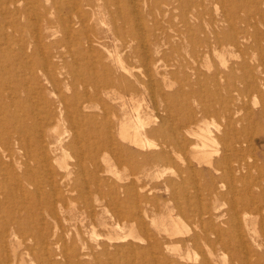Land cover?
Listing matches in <instances>:
<instances>
[{
  "label": "bare ground",
  "instance_id": "1",
  "mask_svg": "<svg viewBox=\"0 0 264 264\" xmlns=\"http://www.w3.org/2000/svg\"><path fill=\"white\" fill-rule=\"evenodd\" d=\"M19 1L20 0H0V10L5 12L8 10V8H10V5H13L14 9H18L19 8V6H18ZM25 1L29 2V6H28L29 11L36 13L37 18H38V20L32 26V29L34 30L35 34L33 33L34 35L30 39H26L25 38L26 36H24V35H22L20 38L16 39L13 35H16L14 33V31L17 30V24L16 23L13 24L11 22L13 24L12 25L8 21H6V22L3 20L0 21V76L2 77V75L4 76L5 74H9L13 77L14 80L13 81L11 80L12 83L14 84V86L11 87V90H13V92L25 90L28 93H33L34 95L36 94L38 111L34 112L33 117H31L32 114L30 112L25 113V114H20L14 108L6 109L5 118L2 120L0 119L1 120L0 121V147L2 148V153L0 152V163H8L9 168H10V164L11 165H14L15 163L18 164V165L16 164L17 165L16 167H18V168H16V170L19 171L18 173H15L16 171H13L12 166H11L12 167L11 169L6 168V170L3 172L4 179L3 178L2 179H3V183L5 184V187H6V192H5L6 194L5 195L7 198H10V199L19 198V199H22L24 201L27 199V196L30 195L32 198H34L37 201L36 204L37 205L39 204L38 206H42V208H43V206L45 205L46 207H44L43 211H42V208L39 207V208H41V211L37 212V211H39V210H37V207H36V210H34V208H32V206L31 207L29 206L30 208H32L34 210V211L32 210L33 211V217L30 216V219L29 218L22 219L23 215H16V214L7 215V217L4 219L3 228L0 230V264H28L27 258H29L31 263H32V261H35L36 264H169L171 259L167 256V253L170 252V254L173 255L174 253H177V252L168 243L164 244V243L158 241V238L156 239L155 236H153V237H155V239H153L151 241L152 238H149L151 236V234H150L151 232L148 233V230L146 231V233L150 234V235L145 236L147 238L141 239V237H139V239L142 240V243L144 242L143 240H146V242L148 244L144 243L145 245H142V244L138 245V243L132 244L136 240L135 241L130 240V243H127V241L129 242L130 238L128 240H126L127 244H119V243L114 244L115 240L119 241V238H122V237L126 238V234H127L126 233L123 235L119 232L117 234V231H115L114 228L108 232V234L106 235L107 239L105 241L99 240V238H97V236L99 234L96 233L97 229H95V228H97L96 225L103 227V225L106 224L105 223L106 221H104L101 218L102 217L101 216L102 213H101L99 216L101 218V220H98L100 222H98L96 224V222H94L92 220L90 221L89 232H90V234L94 240V243L93 242H92L93 244L89 243L90 244L89 245L88 242L86 241V239L84 238L85 236H82V233L80 234V232H78L76 230L77 233L75 232L76 235L74 236L72 234V232H69L70 224L69 223L65 224L64 222H68L71 218L77 217L75 213H80V212L84 213L86 210L85 208H94L95 206L92 207L93 203H94V205H96V204L98 205V203L95 204V202H99L102 199L104 201V198L106 195H109L111 203H114L116 201L114 199V197L116 199L118 197H120V196H118L120 193L118 191H116L118 194L115 192L116 195L112 196L113 194L110 195V193H113V191H111L109 194H106L104 192V190H102L101 181L104 178H102L100 176L101 174H99V172L101 171L100 161L106 160L104 157V154L107 151L112 152L114 150V153L116 155L115 159L117 162L115 164H118V162L121 163V161L124 160L122 157L124 154L128 155L130 158L132 157V155L135 154L136 151L135 152L131 151V149H129V146L127 147L124 144L125 142L120 143V139L125 140L127 143H133V144L140 146V147H144V146L146 147L149 144V138H148L149 136L146 135L145 132H143V130H145V128H143V126H145L144 125L145 118L142 115L143 113L140 114V111H139L140 108L138 109L136 107L135 109H133V111L135 110L134 113L132 112L129 114L126 112L124 117L121 120L119 119L117 121V123L113 122V123H115V126H114L115 129L114 130L112 129L114 127H111L110 123H108L109 119L106 118L107 113L104 110H103V113L101 111L96 112V111H89L88 110V109H91L93 107L100 108V110L105 109V108H102L107 104L106 103L107 99H105L106 102H103V99H102L105 94L107 96H109L114 101H117V99H121V101H122L123 100V97H122L123 95H121L122 92H124L126 90L129 91V89H133L136 85H138V83H140L139 77H137L136 73L134 71H132L133 69H131V67L128 66L130 64L129 62L131 59L129 60V62H127V63H129L127 65L125 63L126 57L124 60V58L121 56L122 52L120 53V49L122 47L124 48V46L128 42L126 40L127 37L122 38L125 30L124 31L121 30L120 29L121 27L116 25V22L114 20L121 18L124 22H126V23L129 22L128 23V25H129L128 31H127V34L130 36L129 41H132V42L134 41L136 43L134 46H131V44L126 45L129 47L131 46L133 48L132 51L130 52L131 56L130 55H128V56L130 58H132V57L135 58L134 56H138L139 59L141 58V60H140L141 64L146 67L147 74L150 73L151 69H154L155 67L158 66V65H156V63H155L156 60L153 59L152 55L154 53L158 54V52L161 51V49H160L161 40L167 39L168 37H170L171 34L168 33V30L163 31L164 33L163 32L157 33L156 31H150L149 30L150 35H148V36H146V34H144V33H141V31H139L140 29L137 28L138 26H135V24L131 23L132 20L134 19L132 11H130L129 8L126 6L127 4L126 5H124L123 3L120 4V2H121L120 0H51V6L53 5V8H55V9H53L54 10L53 11L54 16L52 15L53 17L48 16V9L49 8L46 10H43L44 8L43 9L41 8V7H43V3H45V2L42 3L43 0H25ZM219 1H220V3H222V2L224 3L223 0H219ZM165 2H168V1H165ZM185 2H183V3L185 4ZM216 2H217V0H216ZM179 3L181 4V2H179ZM193 4L194 3H192V5ZM111 5H115L117 7V8L115 7L116 9L114 12L112 9V7H114V6H111ZM155 5L158 6V4H155ZM84 6L89 7L88 10H86V8ZM181 6H179V8H181ZM184 6H186V5H184ZM95 7L98 9V12H100L102 9H106L109 7L111 8V11H110L111 12V19L113 20V23H114L111 27H109L108 29H103V28H101L100 25H99L100 27L98 26V23H97L98 16H96L97 12L92 10V8H95ZM28 8L26 10H28ZM63 8L68 13L65 16H62L59 13V11H61V9H63ZM185 8L186 7H184V9ZM14 9H11V10H14ZM182 9H183V7H182ZM162 10H164V9H162ZM230 10H231V8H230ZM231 13H232V10H231ZM192 14L194 15L195 12ZM236 14H237V12H236ZM257 14H259V13L257 12ZM224 15H225V12H224ZM262 15H263V13H262ZM195 17H194V19H195ZM180 18H182V17H180ZM253 18L255 19L254 14H253ZM222 19L223 18H221V20ZM226 19H227V17H226ZM248 19L249 18L247 17V20H245V22L250 20V19L249 20ZM42 20L44 21V23H41ZM237 20H238V18H237ZM239 20H241V19H239ZM259 20H261V19H259ZM100 21H103V19H100ZM179 21H182V19H180ZM188 21H189V14H188ZM194 21L196 23V20H194ZM241 21H244V20H241ZM252 21H250V22H252ZM52 22H57V25L61 28V31L63 34L62 37L60 36L61 38H59L56 41V44H53L50 42L52 45H54L55 49L52 48V45H50L48 43L46 45L45 44L40 45V41H42V39H40V36H42L43 38L49 36V34L46 33V30L52 25ZM225 22H226V20H225ZM261 22H262V20H261ZM188 23L186 20V23H183V25L185 24V27H186V24H188ZM197 23H198V21H197ZM253 23H255V22H253ZM102 24H103V22H102ZM171 24H173V23H171ZM230 24H231V26L230 25H229L230 27L228 26L229 31L228 32L225 31L226 32V34H225L226 38L225 39H227L230 44L235 46V44H237L239 42L238 40L240 39L239 38L240 36L242 38L245 37L243 32L246 33V31H242V28L244 30V27H240L241 31L238 33L234 27V25L236 23L234 22V24L233 23H230ZM244 24H242V25L244 26ZM250 24L252 25V23H250ZM263 24H264V22H263ZM211 25H212V22L209 26H211ZM215 25H216V23H215ZM257 25L258 24H255V26H257ZM198 26H197V29L202 28V27L198 28ZM27 27H29L28 24H27ZM142 27H143V25H142ZM194 27H196V26H194ZM213 27H215V26H213ZM213 27H212V29H213ZM226 27H227V25H226ZM160 28H162V27H160ZM123 29H124V27H123ZM172 29L176 30L177 28L175 29L173 26ZM181 29H183V28H181ZM159 30L160 29H158V31ZM190 30H191V28H190ZM200 30H202V29H200ZM215 30H216V27H215ZM246 30H248V27H246ZM248 31H252V30L250 29ZM196 32H197V30H196ZM206 32H209V33H211L210 35H212V33L214 31L210 32V30H208ZM215 32L217 33V30ZM215 32H214V34H215ZM220 32L218 34L222 35L223 32H222V34H220ZM108 33L111 34L113 41L107 40L108 37L110 36ZM200 33H202V32H200ZM247 33H251V32H247ZM255 33L256 32L254 29L253 34H255ZM173 34H174V36H173ZM173 34L171 36L175 37V33H173ZM240 34H242V35H240ZM253 34H251L250 36H252ZM192 35L185 36L187 38V40L191 43L195 42V41H192ZM210 35H209V38L211 37ZM219 35H214V36L212 35L213 36L212 39L214 40V44L212 45V42H210L211 44L208 43L212 47L209 49L218 50V48H220L223 44H227V43H224L223 39ZM225 35H223V36H225ZM181 36L182 35H180V37ZM206 36H208V35L205 34V37ZM246 36H247V34H246ZM178 38L179 37L177 36V40H178ZM183 38H181V39L183 40ZM196 38H197V36H196ZM247 38H245V39H247ZM253 38H254V36H253ZM95 39L96 40L100 39L98 42H100V45L103 47V50L100 51V49H99V51H100L99 54L96 55V57L94 55V58H93L89 55V52L91 50H93V48H92L93 43L92 42ZM198 39H196V40H198ZM254 40H255V38H254ZM169 41H171V40H169ZM204 41H205V38L200 43L207 42V41H205V42ZM241 41H244V40H241ZM241 41L239 43H241ZM246 42H248V41L246 40ZM259 42L260 41L255 42V43H259ZM163 43H165V42H163ZM176 43H178V42H176ZM196 43H197V41H196ZM239 43L237 45H239ZM96 44H98V43H96ZM241 44L243 47V43H241ZM29 45H30V48L31 47L33 48V52H34V50H40V48H42L43 52H44V54H43L44 56L47 55L48 57L53 58L55 56V53L59 54L58 56L60 58L59 57H57V58H59V60L62 59L63 60L62 63L57 64L58 60L56 61V58L54 60L57 63L53 62V59L50 60L47 56H45L41 59L39 58V59L35 60V62L31 61L28 58V56H29L28 52L29 51L27 52V46H29ZM178 45H179V43H178ZM191 45L193 47V44H191ZM209 45H207V46L209 47ZM248 45L251 46V43ZM253 45H254V43H253ZM14 46H16V48L18 50L19 56L17 58L14 54L13 55L10 54V53H12L13 50H15ZM173 46L179 47V46H175L174 44H173ZM173 46L171 44V48ZM240 46L241 45H239V47ZM129 47H128V49H129ZM180 47H181V45H180ZM242 47H240V48H242ZM243 48L241 50H243ZM251 48L252 47H250L249 49H251ZM193 49H195V46ZM247 50H246V52L249 51V50L248 51ZM195 51L197 52L198 50H194L193 52H195ZM236 51H237L236 53H238L239 49H237ZM204 52H202V53H204ZM208 52L211 53V50ZM126 53H128V51ZM197 54H199V51L197 52ZM240 54L243 55V53H240ZM246 54H248V53H246ZM132 55H134V56H132ZM68 56L71 57V59L65 60L64 57H68ZM243 56H241V57H243ZM262 56H261L263 58L262 60L264 61V55H262ZM161 57L163 58V55H161ZM199 57H201V56H199ZM245 57H247V56H245ZM249 57H250V55L248 54V58ZM261 57H260V59H261ZM154 58H156V57L154 56ZM164 59H166L165 56H164ZM222 59L223 58H219L220 61ZM239 60H242V58ZM243 61H245L244 58H243ZM243 61L242 62L238 61V63L236 61L237 66L235 68H238V69H240V71H243L240 73L241 75L237 74V72H236L237 75H240L236 79L231 78V77H233L232 75L234 73L233 68L229 71L230 68L227 70L226 69L227 67H226L225 69L227 70V72L228 71L229 72L223 74V72H221L222 70L218 71L217 67H216V69H214L215 71L213 70L212 73H210V78H209V76H207L209 78L210 82L213 83L212 86L214 87V90H211V91L209 90L210 94L213 96V101L210 104H213V105L200 106L201 108L197 111L193 110L191 108L190 109L188 108V110L184 111V114L182 117L183 119L182 118H181L182 120L180 119L181 121H180L179 125L177 127L175 125L174 126L175 128L172 126L169 129V131H166L165 129L162 130V129H159V127L158 128L156 127V131L158 130V132L161 133L160 135L163 136V142L159 145L160 146L159 149L155 152L152 151V152L142 153L140 151L141 153L139 152V154L145 158L142 161V164H138V165L136 164L134 169H136L137 171L139 170L140 172H143V173H147L148 171H150V169L152 168V166L154 164H157L160 161H161V164L163 163L162 161H164V163H165V160L169 161L171 153H174L173 155H175V152L177 153L178 150H183V152H184L185 149H188L190 151L192 158L195 159L198 163L206 161L207 164L211 165L212 169L215 172L219 173V175H220L219 177L222 178V176H223L222 181H224V185H226V187L228 188L229 193L230 192L234 193V191H235L234 188H235V185L237 183L236 181H238V179L240 180V178L242 177L241 179H243L242 181H244V183H245L244 184L245 185V191L243 190L244 196L242 194L241 195L244 197V200H246V204H248L250 206L251 204H254L256 202L255 203L256 205H253L255 210L257 212L259 210H263L262 211L263 213L261 211L260 212L264 215V204L262 203L263 199H264L263 198V195H264V169L261 166V164L258 163L259 160H257V162L255 160L253 162H250L247 160L248 156L246 155L247 153L256 150V148H257L256 143H257V138H258L257 134L261 129L264 128V105H263L264 103L261 102L263 107L261 109L257 110L254 114H252L253 111L250 112V110H247V108H246L247 111L244 110V112L241 113L242 109L239 108V106H237V107H231L232 105L229 106V104H236V105L237 104H246L247 105L248 102L250 101L249 98L252 97L250 94H252L253 91L260 90L264 87V76L263 75L260 76V74H262V73L264 74V63L258 62L257 65L256 64L254 65V67L257 70V73L255 74V72H253V70L251 69V66L249 67V65L251 63L250 62L247 63V62H243ZM258 61H260V60H258ZM81 63L86 66L85 69H87V71H88V72H85V74H83V75L82 74L79 75V73L77 71V69L79 68L78 65ZM220 63H222V65H225V59L222 60V62H220ZM253 63H255V62H253ZM164 65H165V63H164ZM167 65H171L170 62ZM167 65H166V67H167ZM231 66L232 65H230V67ZM260 66H262V67H260ZM87 67H89V69ZM81 69H83V68H81ZM194 73H196V72H194ZM67 74H69L71 76V78H70V76H68L70 78V81L65 80ZM127 75L133 76L132 78H134V76H136V80H130V79L128 80V78L130 76L126 78ZM40 76L41 77L43 76V79H44L43 81L45 83H47L48 86H50L51 92H57L56 93L57 94L56 100L46 99L45 95L43 96L40 89H39V91L34 90V88L36 87L35 83L37 84L42 80V79L40 80ZM1 77H0V89L3 88V86L5 84V79L1 78ZM68 77H67V79H68ZM235 77H236V75H235ZM185 79H186V77H185ZM196 80H198V79H196ZM143 81L144 80H141V82L145 86L144 82H146V81H144V82ZM148 81H150V80H148ZM151 81H152V79H151ZM186 81H187V79H186ZM26 82H30V83L35 82L34 83L35 87L32 86L33 84H26ZM188 82H189V80H188ZM198 83H199V80H198ZM62 84H65V87L67 89L72 88V93L70 95L69 94L67 95L66 93H64L65 91H61L60 88H62V86H63ZM146 84H147V82H146ZM187 84H189V83H187ZM43 86H44V84H43ZM261 86H263V87L260 88ZM79 87L82 88L81 91L79 90ZM213 87H212V89H213ZM43 88H45V87H43ZM135 88H137V87H135ZM258 88H260V89H258ZM35 89H37V88H35ZM201 89H203V88H201ZM222 90H224L225 93L222 92ZM263 90L264 89L260 90V92ZM131 91H133V90H131ZM138 91H139V88H138ZM199 91L200 90H198V92ZM112 92H115V93H112ZM192 92H193V90H192ZM195 92H196V90H195ZM110 93H112V94H110ZM132 93H134V92H132ZM56 94H55V96H56ZM198 94H200V93H198ZM263 94H264V92L262 93V96H263ZM254 97L256 98L255 95H254ZM202 101H204V99ZM104 103H106V104L104 105ZM109 103H110V100L108 101V104ZM251 103L248 104V106L251 105ZM136 104H137V102H136ZM138 104H140V102ZM201 104H207V103L203 102ZM214 104H219V106H216ZM246 105H244V106L246 107ZM110 106H108V107H110ZM112 106H113V104H112ZM244 106H242V107H244ZM131 108H133V107H131ZM106 110L108 111V109H106ZM115 113L116 112H114L113 114L115 115ZM255 114H256V117H255ZM99 116H101L100 119H99ZM207 117H210V118L212 117L211 118L212 122H215L216 119H218L217 121L218 122L220 121V122L219 123L216 122L215 128L214 127L212 128L209 125L210 123L206 121ZM113 118H115V117L113 116ZM65 124H66V126H65ZM195 124H196V126H195ZM112 125H114V124H112ZM250 125H254V127L250 128ZM67 127H69V128L67 129ZM151 129L149 128L150 132H151ZM167 132H171V133L169 134ZM180 134H181L182 138L179 139ZM66 136H69L68 141H66L67 140ZM193 137H195L196 140H193L194 139ZM148 149H149V146H148ZM137 153H138V150H137L136 154ZM180 153H179V155H180ZM242 153H245V155L244 154L243 155L245 157L247 156L246 159L244 158ZM111 155H112V153H111ZM213 155H214V157H215V155H216V157L218 155L219 156L217 157V159L215 157L216 161L215 162L213 161V163H212V156ZM171 156H172V154H171ZM148 157L150 159H147ZM172 157H174V156H172ZM68 158H72V160L70 161V160H68ZM109 159L110 158H108L107 160H109ZM181 159H183V158H181ZM113 161H114V158H113ZM234 161L236 162V165L233 164ZM174 162L175 161H173V163H172L173 165H174ZM110 163H111V161H110ZM101 164H104V163H101ZM188 165L191 166L190 163ZM207 167H209V166H207ZM252 168H254L258 172V174L256 175L255 178L250 179L251 170H253ZM134 169H133V171H134ZM186 169H187V167H186ZM104 170H105L104 171V174H105V172H107L108 169H104ZM175 170H177V168ZM175 170H173V171H175ZM112 172L113 171H111V173ZM136 172H135V174H136ZM174 173H173V175L175 176L176 173L175 174ZM180 173H181V171H180ZM180 173L178 172L179 176H180ZM239 173H241L240 174L241 176L237 175ZM212 174L210 175L211 181L206 183L207 187H210L214 181L215 175L212 176ZM133 175H134V173H133ZM136 175H138V174H136ZM174 176H172V177H174ZM239 176H240V178H239ZM7 177H9L10 181H7V179H6ZM134 177H136V176H134ZM166 180H167L166 184H167L168 188L172 185H178V183L181 184V182L183 181L180 179L181 181L179 182L176 180V178H172V179L169 178ZM104 181L105 180L102 181L103 184H104ZM23 183L25 185H23ZM86 183H91L92 185L89 184L91 186L88 187ZM105 183H106V181H105ZM28 184L32 187V188H30V191L28 190L27 187L25 188V186H27ZM181 185H183V183ZM126 186H123L124 189L126 188ZM115 187H116V185H115ZM127 187H129V186H127ZM176 187H178V186H176ZM133 188H135V187H133ZM171 188H173V186ZM15 189H18L19 191H15ZM121 189L122 188H120V190ZM127 189H130V187ZM137 189H138V187H137ZM107 190H109V189H107ZM114 190H115V188H114ZM117 190H119V189H117ZM237 190H239V189L237 188ZM28 193H30V194H28ZM125 193L129 194L126 191V189L124 191V194ZM233 193H231V194H233ZM237 193H238V191H237ZM176 194L174 193V195L177 197L178 194L177 195ZM236 196H237V194H236ZM172 197H173V195H172ZM233 197L231 200L235 199ZM237 197H239V196H237ZM121 198H122V196H121ZM127 199H128V197H127ZM237 200H239V199H237ZM79 201H81L84 204V205H82L84 208H82L81 206H79V207L74 206L73 203L79 202ZM103 201H101V204L103 203ZM125 201H126V199H125ZM127 201H129V200H127ZM133 201H134V199L130 202L132 203ZM139 201H141V200H139ZM119 202H120V200H119ZM235 202H236V200H235ZM237 202L235 204L233 202H232V204H230L232 211L235 210L234 205L237 206V204H238ZM33 203H35V202H33ZM107 203H109V202L107 201ZM111 203H110V206H111ZM132 204H134V202ZM141 204H143V203H141ZM75 205H77V203H75ZM188 205H190V204H188ZM67 206H69V208H71L70 212H68V209H67L68 213L66 212ZM100 206H102V205H100ZM136 206H133V207L135 208ZM104 207H106V206H104ZM114 207H115L114 209H117L116 206H114ZM180 207H182V204ZM214 207L216 208V206H214ZM241 207H242V205H241ZM243 207H244V204H243ZM196 208H197L196 213L198 215L197 226H199V229L194 230V232L191 233L188 238H183V240H181V239H179V240L182 241V243H184L186 248H188V249L195 248V247L200 248L201 243H204L209 247L208 249L206 248L207 250H204V252H203V250L201 251L200 259L198 260L197 264H237V263L238 264H264V230H262V234L260 233L262 235L261 241L256 240L254 238L255 236L251 237L250 240H252L251 241V242H253V244H252V243L248 242L247 239H245L246 238L244 236L245 234L238 233L236 235H233V234L227 235L226 234L227 230H224L225 228L224 229L221 228L224 225L221 226L219 224L221 227H218L217 225H215V222L213 224V221H212L213 210H211L208 206H206V204H204V202H198L196 205ZM254 208H253V210H254ZM110 209H111V207H110ZM141 209H143L142 206H141ZM249 209H247V210H249ZM182 210H183V208H182ZM88 211H90V209ZM138 211H137V213H138ZM195 211H196V209H195ZM26 212H28V211H26ZM105 212L107 213L106 209H105ZM128 212L130 213V211H128ZM132 212H134V211L132 210ZM89 213H88V215L92 216V215H90L91 213L90 214ZM112 213H113V211H112ZM115 213H116V211H115ZM134 213H132V214H134ZM43 214H44V216H42ZM234 214H236V213H234ZM258 214L260 215V213H258ZM45 216H47V217L49 216L48 218L52 222L51 225H50V222L45 221L46 220ZM123 216H125V215H123ZM97 217H98V215H97ZM142 217H143V215H142ZM147 217H149V216H147ZM93 218H96V217H93ZM125 218H123V219L125 220ZM49 219H47V220H49ZM112 219H113V217H112ZM128 219H130L129 216H128ZM95 220H97V219H95ZM145 220H146V218H145ZM145 220L144 219L141 221L138 220L139 221L138 223L140 224L141 227H139L137 229L142 230V226H144V223L148 221V220L147 221H145ZM155 220L156 219L153 218L151 220V222L153 221L154 225H156L158 229L164 227L163 230L166 229L169 231V232H167L165 230L167 233V236L173 235L172 233H170V230L168 228H166L165 223L161 224L160 222H158V224H157L155 222ZM236 220H239V219H236ZM120 222H121V219L119 222L115 223V225L120 223ZM151 222H149V223L151 224ZM216 222H219V221H216ZM226 222H228V221H226ZM233 222H234V220H233ZM233 222L230 223V226L232 228H236L237 224H235V222L234 223ZM220 223H221V221H220ZM236 223L239 224L240 222H236ZM120 224H118V226L122 225V224L121 225ZM172 224H174V222ZM172 224H170V225H172ZM177 224H178V222H177ZM177 224L175 222L174 227L175 228L177 227L176 230H181L180 227L178 226L179 224L178 225ZM81 225H80V227H81ZM131 225H133V223ZM146 225H148V224H146ZM150 226L152 227V224ZM131 227L132 226H130V229H131ZM238 227H240V225H238ZM157 228H156V230H157ZM99 229H100V227H99ZM122 229H124V228H121L120 231H122ZM81 230H82V228H81ZM131 230L133 232L135 229L134 230L131 229ZM154 230H155V228H154ZM154 230L152 229L150 231L154 232ZM171 230H172V228H171ZM252 231H250V232L247 231L249 234V237L253 233ZM122 232H124V230ZM229 232H230V230H229ZM231 232H233V231H231ZM106 233H107V229H106ZM143 233H145V232H143ZM143 235H145V234H143ZM143 235L141 234V236H143ZM261 235H260V237H261ZM91 236H90V239H91ZM137 238L134 237L132 239L134 240ZM159 238H161V237H159ZM226 238L229 241H226ZM139 239H137V240H139ZM31 241L33 244L31 243ZM177 242H179V241H177ZM215 245L224 246L225 249H231V251H233V250L235 251V249L238 248L237 246H240V247H242V249L245 248L244 255H241L243 253L238 255L239 253H236V251H235V252H232L231 258H228L229 261H228V259H224V256L222 257V260H221L220 259L221 257L219 258V254L217 252ZM111 246H113V248ZM172 249H173V251L171 252L170 250H172ZM127 251L138 252L135 255L136 258L135 259L134 258L133 259L127 258L129 260L122 259L123 257H125L124 255H126ZM226 252H227V250H226ZM227 253H230V252H227ZM227 253H225V254H227ZM179 254L182 255L181 253H179ZM173 257L175 258V256H173ZM225 258H226V256H225ZM225 262H227V263H225ZM170 264H173V263L170 262Z\"/></svg>",
  "mask_w": 264,
  "mask_h": 264
},
{
  "label": "rangeland",
  "instance_id": "2",
  "mask_svg": "<svg viewBox=\"0 0 264 264\" xmlns=\"http://www.w3.org/2000/svg\"><path fill=\"white\" fill-rule=\"evenodd\" d=\"M120 1H121L120 4H122V3L124 5L127 4L126 6L129 8L130 11H132L133 16H134V19H133L134 21L132 20L131 23L135 24V26H138L137 28L140 29L139 31H141V33H144V34H146V36H148V35H150L149 30L150 31H156L157 33L168 30V33H170L171 35L173 33H175V37H173L174 36V34H173V36L170 35V37H168L169 39L167 38L168 40L167 39H162L161 40V46H160L161 51L158 52V54L154 53L152 55L153 59L156 60V62H155L156 65H158V66L155 67L154 69H151L150 73L147 74L146 67L141 64V61H140L141 58L139 59L138 56H134V55H132V56H134L135 58H133V57L130 58L128 56V55L131 56L130 52L133 49L131 46H134L135 43H136L134 41L133 42L129 41L130 40V36L127 34L128 26H129L128 23L129 22L126 23L121 18H118V19L114 20L116 22V25L121 27L120 28L121 30H123V31L125 30L124 33H123L124 35H123L122 38L127 37L126 40H127L128 43H126V45L127 44H131L130 47L125 45L124 46L125 49L123 47L120 49V53L122 52L121 56L124 58V60H125V57H126L127 61L125 60V63L127 65L130 63L128 66L131 67V69H133L132 71H134L136 73L137 77H139L140 83H138V85L135 86L137 88L134 87L133 89H129V91L126 90V91L122 92V94H121V95H123L122 96L123 97L122 101H121V99H117V101H114L109 96H107L105 94L103 96V98H102L103 102H106L105 99H107L106 103L108 104V101L110 100L111 104L109 103L107 105L106 103H104V105L105 104L106 105L105 106L103 105L104 107H102V108H105V109H102V110H100V108H95V107H93L91 109H88V110L89 111H96V112L101 111L102 113H103V110H104L107 113V117L106 118L109 119L108 123H110L111 127H114L115 123H113V122L117 123V121L119 119L121 120L124 117L126 112L129 113V114L132 113V112L134 113L135 110L133 111V109H135L136 107L138 109L140 108L139 109L140 114L143 113L142 115L145 118V120H144V125L145 126H143V128H145V130H143V132H145V134L149 136V137L147 136L149 138V144L146 146L147 148L145 146L144 147H140V146H137V145H135L133 143H127L125 140L120 139V143L121 142L122 143L125 142L124 144L127 147L129 146V149H131V151H133V152L136 151L137 152V150H138V153L136 154V152H135V154H134L135 156L132 155L131 158L128 155H125V154L123 156L121 155L123 157V159H124V160L121 161L122 164L120 162H118V164H115L117 162H116V159H115L116 155L114 153V150L112 152L107 151L105 153L106 155L104 154V157H105L106 160H103V161L101 160L102 162L100 161V169H101V171L99 172V174H101L100 176L102 178H104V179H102V181L103 180L106 181V183L104 181L105 185L101 181L102 190H104V192L106 194H109L111 191H113V193H110V195L113 194L112 196H115L116 193H117L116 191H118V192H120L119 195H118L120 197H118L117 199L114 197V199L116 201L114 203H111L109 195H106L107 197L105 196L104 201H103V199L101 200V201H103L102 204H101V201L95 202V204L98 203V205L97 204L94 205V203H93L92 207L95 206L94 207L95 209L94 208H85L86 209L85 212H84L85 214L82 213V212L75 213L77 217L71 218L69 220L70 222L69 221L68 222H64L65 224L66 223L70 224L69 232H72V234L75 236L77 231H78V232H80V234L82 233V236H85L84 238L86 239L88 244L92 243V242L94 243V240H93V238H92V236H91V234L89 232V230H90V221L92 220V221L96 222V224H97L98 222H100L98 220H101V218H102L104 221H106L105 222L106 224L103 225L104 228L102 226H99V225H96L97 228H95V229H97L96 233L99 234L97 236V238H99V240L105 241L107 239L106 235L113 228L115 229V231H117V234H118V232L123 234V235L127 233L126 234V238L125 237L119 238V241L115 240L114 244H118V243L119 244H127V243H130V240H132V241L136 240L132 244L138 243V245H140V244L145 245V244H148L146 242V240H143L144 242L142 243V240H140L139 237H141V239H145V238H147L145 236H149L151 234V236L149 237V238H152L151 241L153 239H155V237H156V239L158 238V241H160V242H162L164 244L168 243L177 252V253H174L173 255L170 254V252L167 253V256L171 259L170 262H172L173 264H197L198 260L200 259L201 251L203 250V252H204V250H207L209 247L206 244L201 243V247H200L201 249L200 248H196V247L188 249V248H186L185 244L182 243V241H180L179 239L183 240V238H188L190 236V234L194 232V230H198L199 229V226H197L198 215L196 213L197 212L196 205H197L198 202H204V204H206V206H208L211 210H213V218H212L213 224L215 222V225H217L218 227H221L222 225H224L221 228H223V229L225 228L224 230H227V232H226L227 235H229V234L236 235L238 233H243V234H245L244 235L246 237L245 239H247L248 242H250L252 244H253V242H251L252 240H250L251 237L255 236L254 238L256 240L261 241V239H262V235H261L262 234V230H264V217H263L264 215L262 214L263 210H259L258 212L255 210L253 205H256L255 204L256 202L254 204H251L250 206L248 204H246V200H244V197H243L244 196V191H245V185H244L245 183H244V181H242L243 180V179H241L242 177L240 178V176H241L240 174L241 173L237 174V175H240L239 178H240L241 181L239 179H238V181H236L237 182L236 183L237 186L235 185V188H234L236 192L234 191V193L233 192L229 193L228 188L226 187V185H224V181H222L223 176H222V178L219 177L220 176L219 173L215 172L212 169L211 165L207 164L206 161L198 163L195 159L192 158V156L190 154V151L188 149H185L184 152H183V150H178L177 153L175 152V155H173L174 153H171L172 156H174V157H172L171 154H170L169 161L165 160V163H164V161H162L163 163L161 164V161H160L157 164H154L152 166V168L150 169V171H148L147 173L140 172L139 170L137 171L134 168H135L136 164L137 165L138 164H142V161L145 158V157H143L142 155L139 154L140 151L142 153L152 152V151L155 152V151H157L159 149V147H160L159 145L163 142V136L160 135L161 133L158 132V130L156 131V127L157 128L159 127V129H162V130L165 129L166 131H169V129L172 126L174 127L176 125V127H177L179 125L180 121L183 119L182 117H183L184 111L188 110V108L189 109L191 108V109L197 111V110H199L201 108L200 106L213 105V104H210L213 101V96L210 94V91L214 90V87L212 86L213 83L210 82L209 78H210V73H212V71L214 69H216V67H217L218 71L222 70L221 72H223V74L224 73H228L233 68L234 69V73L232 75L233 77H231V78L232 79H236L238 76L241 75L240 73L243 72V71H240V69L235 68V67L237 66L238 61L242 62L243 58H244L245 61H243V62H247V63L250 62L251 64L249 65V67L251 66V69L253 70V72H255V74L257 73V70L254 67V65L255 64L257 65L258 62L259 63L260 62L264 63V61L262 60L263 59L262 55H264V24H263V22H264V20H263L264 19V0H223L224 3L223 2L220 3L219 0H217V2H216V0H182V1L181 0L180 1L179 0H154V1L153 0H124V1L120 0ZM165 1H168V2H165ZM43 2H45V3H43ZM179 2H181V4ZM183 2H185V4ZM42 3H43V7H41V8L42 9L44 8L43 10H46V9L49 8L48 9V16L49 17H53L54 16L53 15L54 14V12H53L54 10L53 9H55V8H53V5L51 6V0L50 1L49 0H43ZM192 3H194V4L192 5ZM155 4H158V6L155 5ZM184 5H186V6H184ZM18 6H19L18 9H14L13 5H10V8H8L9 11L7 10L5 12L0 10V21L3 20L5 22L8 21L10 24H12V23L13 24H15V23L17 24V30L14 31V33L16 35H13L16 39L20 38L22 35L26 36L25 37L26 39H30L35 34L34 30L32 29V26L38 20L37 15H36V13L29 11V8H28L29 2H26L25 0H20L19 3H18ZM111 6H114V7H112L113 12H114L117 7L115 5H111ZM179 6H181V8H179ZM26 7L28 8V10H26L27 9ZM84 7L86 8V10H88V8H89L87 6H84ZM182 7H183V9H182ZM184 7H186V8L184 9ZM230 8L232 10V13H231ZM11 9H14V10H11ZM162 9H164V10H162ZM92 10L97 12V15H96V16H98L97 23H98V26L99 25L101 26V28L108 29L109 27H111L114 24L113 20L111 19V12H110L111 8L110 7L106 8V9H102L100 12H98V9L96 7L92 8ZM235 11L237 12V14H236ZM194 12H195V14L193 15L192 13H194ZM224 12H225V15H224ZM257 12L259 14H257ZM59 13L62 16H65V15L68 14L67 11L64 8L61 9V11H59ZM262 13H263V15H262ZM188 14H189V21H188ZM253 14L255 15V19L253 18ZM180 17H182V18H180ZM194 17H195V19H194ZM226 17H227V19H226ZM247 17L250 19V20L248 19L249 21H246L249 25L245 22V20H247ZM221 18H223V19L221 20ZM237 18H238V20H237ZM100 19H103V21H100ZM180 19H182L183 22L179 21ZM185 19L187 20V23L189 22L188 23L189 25L186 24V27H185V24L183 25V23H186ZM239 19L244 20V21H241ZM259 19H261L262 22ZM194 20H196V23H195ZM225 20H226V22H225ZM197 21H198V23L200 25L197 23ZM250 21H252V22H250ZM102 22H103V24H102ZM211 22H212V25L209 26L211 24ZM214 22L216 23V25H215ZM234 22L236 23L234 25V27H235V29H236V31L238 33L241 31L240 27H244V30L242 28V31H246V33L243 32L245 37L242 38L240 36L239 37L240 39L238 40L239 42L241 40H244V41H241V43H243V47L244 48L242 47V44L238 42L239 45H241L240 47L243 48V50H241L242 48H240L239 45H237L238 43L235 44V46H234V45L230 44L227 39H225L226 38L225 34H226V32L229 31V27L231 26L230 23L234 24ZM253 22H255V23H253ZM41 23H44V21L42 20ZM171 23H173V24H171ZM250 23H252V25ZM27 24L29 25V27H27ZM242 24H244V26ZM255 24H258V25L255 26ZM142 25H143V27H142ZM226 25H227V27L229 25L230 26L227 28ZM159 26L162 27V28H160ZM173 26H174L175 29L176 28L177 29L176 30L172 29ZM194 26H196V27H194ZM197 26H198V28L202 27L200 29H202L203 31L200 30V29H197ZM213 26L216 27L217 33L215 32L216 30H215V27H213ZM123 27H124V29H123ZM212 27H213V29H212ZM246 27H248V30L251 29L252 31L246 30ZM181 28H183V29H181ZM190 28H191V30H190ZM210 28L215 32V34ZM253 28L255 29V32H256L255 34L256 35L253 34L254 33V29ZM158 29H160V30L158 31ZM196 30H197V32H196ZM208 30H210V32H213L212 33L213 36L214 35H219L218 33L220 31H221L220 34H222V32H223V34L219 35V36L223 39L224 43H227V44H223L220 48H218V50L209 49V48H212L209 45V44H211L210 42H212V45H213L214 44V40L212 39L213 36L210 35L211 33L206 32ZM200 32H202V33H200ZM247 32H251V33H247ZM46 33L49 34V36H47L45 38L40 36V39H42V41H40V45L41 44H45L46 45L47 43L50 44V45H52L51 43L56 44V41L59 38H61L62 35H63L62 31H61V28L57 25V22H52V25L46 30ZM205 34L208 35V36L205 37ZM246 34H247V36H246ZM251 34H253V35L250 36ZM109 35H110L109 36L110 38L108 37L107 40L108 41H113V38H112L111 34H109ZM180 35H182V36L180 37ZM188 35H192V41H195V42H193V43L189 42L187 40V38L185 37V36H188ZM209 35L211 36L210 38L212 40L209 38ZM223 35H225V36H223ZM240 35H242V34H240ZM177 36L179 37L178 40H177ZM196 36H197V38H196ZM253 36H254L255 40H254ZM181 38H183V40ZM204 38H205V41H207V42L204 41L205 43H203V42H202L203 44L200 43L201 41H203ZM245 38H247V39H245ZM196 39H198V40H196ZM99 40L100 39H98V40L95 39L92 42L93 43V47H92L93 50H91L89 52V55L91 57H93V58H94V55L96 57V55H98L99 52L101 50H103V47L100 45V42H98ZM169 40H171V41H169ZM246 40L249 43L246 42ZM196 41H197L198 44L196 43ZM258 41H260V42L259 43H255V42H258ZM163 42H165V43H163ZM176 42H178L179 45ZM96 43H98V44H96ZM190 43L193 44V47H192V45ZM250 43H251V46L248 45ZM253 43H254V45H253ZM171 44H172V46L174 44L175 46H179V47H174L173 46L171 48ZM180 45H181V47H180ZM207 45H209V47ZM194 46H195V49H193ZM14 47H15V50H13L12 53H10V54H12V55L14 54L16 56V58H17L19 56L18 55V50H17L16 46H14ZM128 47H129V49H128ZM250 47H252V48L249 49ZM52 48H54V45H52ZM99 49H100V51H99ZM237 49H239L238 53H236ZM126 50L128 51V53H126L127 52ZM194 50H198L199 54H197L198 51L197 52L196 51L193 52ZM210 50H211V53L208 52ZM246 50L248 52H246ZM201 51L202 52L205 51V52L202 53ZM27 52L29 53L28 58L31 61H34V62H35V60H37L39 58L41 59V58L47 56V55H45V56L43 55L44 52H43L42 48H40V50H34V52H33V48L32 47L30 48V45L27 46ZM240 53H243L244 56L242 54H240ZM246 53H248L250 55V57H249L250 59L248 58V54H246ZM160 54L163 55V58L161 57ZM58 55L59 54L55 53V56L53 58L48 57V56L47 57L50 60L53 59V62H56L58 60L57 61L58 63L57 62L56 63L60 64V63H62L63 60L62 59L59 60L60 57ZM154 56L156 58L158 56L159 57L156 59V58H154ZM164 56H165L166 59H164ZM199 56H201V57H199ZM241 56H243V57H241ZM245 56H247V57H245ZM57 57H59V58H57ZM260 57H261V59H260ZM55 58H56V61L54 60ZM219 58H223L222 60L225 59V65H222V63H220V62H222V60L220 61ZM241 58H242V60H239ZM64 59L65 60H67V59L70 60L71 57H69V56L68 57H64ZM129 60H130V62H129ZM258 60H260V61H258ZM236 61H237V63H236ZM127 62H129V63H127ZM167 62L168 63L170 62L171 65H167L168 64ZM253 62H255V63H253ZM164 63H165V65H164ZM166 65H167V67H166ZM230 65H232V66L230 67ZM262 66H260V67H262ZM78 67L79 68L77 69V71H78L79 75H81V74L83 75V74H85V72H88L87 69H85L86 66L84 64L81 63V64L78 65ZM81 68H83V69H81ZM87 68L89 69V67H87ZM225 68L227 70L229 68L230 69L227 72V70ZM194 72H196V73H194ZM236 72H237V74H240V75H237ZM235 75H236V77H235ZM261 75L264 76L263 73L260 74V76ZM68 76H70V75L67 74L65 80H69L70 81L71 76H70V78ZM129 76L128 75L126 76V78L129 77L128 80L129 79L130 80H136V76H134V78H132L133 76H131V75H129ZM207 76H209V78ZM67 77H68V79H67ZM185 77H186L187 81H186ZM1 78L5 79V84H4L3 88L0 89V119L2 120V119L5 118L6 109H8V108H14L20 114H25V113L30 112L32 114L31 117H33V113L38 111L36 94L34 95L33 93H28L25 90H20V91H14L13 92V90H11V87L14 86V84L12 83V81L14 80L13 77L11 75H9V74H5L4 76L2 75ZM140 79L146 81L147 84H146V82L143 81L145 83V86H144V84L141 82ZM151 79H152V81H151ZM196 79L199 80V83H198V80H196ZM40 80L41 81L39 83H37V84L35 82H31V83L30 82H26V84H33L32 85L33 87L36 86L35 88H37V89L34 88V90H38L39 91V89H40L41 93L43 94V96L45 95L46 99L56 100V98H57V94L56 93L57 92H51L50 91V86H48V84L43 81L44 80L43 76L42 77L40 76ZM148 80H150L152 83L150 81H148ZM188 80H189V82H188ZM34 83H35V86H34ZM187 83H189V84H187ZM43 84H44V86H43ZM62 85H63L62 88H60L61 91H65L64 93H66L67 95L68 94L70 95L72 93V88L67 89L65 87V84H62ZM42 86L45 87V88H43ZM212 87H213V89H212ZM262 87L263 86H261L260 88H262ZM138 88H139V91H138ZM201 88H203V89H201ZM260 88H258V89H260ZM262 89H264V87ZM262 89H260V90H262ZM79 90L81 91L82 88L79 87ZM131 90H133V91H131ZM192 90H193V92H192ZM195 90H196V92H195ZM198 90H200V91L198 92ZM260 90L253 91L252 94H250L252 97L249 98L250 101L248 102V104H250L252 102L251 105L248 106V104L247 105L246 104H237V105L236 104H229V106H231V105H232L231 107L239 106V108L242 109L241 113L244 112V110L245 111L250 110V112L253 111L252 114H254L257 110L261 109L263 107V105H264V104L262 105V103H264V94L262 96V93L264 92V90L261 91L262 93L260 92ZM132 92H134V93H132ZM222 92L225 93L224 90H222ZM112 93H115V92H112ZM112 93H110V94H112ZM198 93H200V94H198ZM55 94H56V96H55ZM254 95L256 96V98L254 97ZM203 99H204V101H202ZM136 102H137V104H136ZM139 102H140V104H138ZM203 102H205L207 104H201ZM112 104H113V106H112ZM214 105L219 106V104H214ZM244 105H246V107ZM108 106H110V107H108ZM242 106H244V107H242ZM131 107H133V108H131ZM246 108H247V110H246ZM106 109H108V111ZM114 112H116L115 115L113 114ZM112 115L115 118H113ZM255 117H256V114H255ZM100 118H101V116H99V119ZM211 118L207 117L206 121L210 123L209 125L212 128L213 127L215 128L216 122L219 123L220 121L218 122L217 121L218 119H216L215 122H212ZM112 124H114V125H112ZM65 126H66V124H65ZM195 126H196V124H195ZM148 127L150 129L152 128L153 130L151 129V132H150ZM253 127H254V125H250V128H253ZM68 128L69 127H67V129ZM112 129L114 130L115 127L112 128ZM167 133L170 134L171 132H167ZM69 136H66V139H67L66 141L69 140ZM257 137L258 138H257V143H256V146H257L256 150L247 153L246 155L248 156V158H247V156L246 157L244 156L245 153H242V155L244 154L243 155L244 158L245 159L247 158V160L250 161V162H253L254 160L257 162V160H259L258 163H260L261 166L264 169V128L261 129L258 132ZM180 138H182L181 134L179 135V139ZM193 138H192L193 140H196L195 137H193ZM148 146H149V149H148ZM0 152L2 153V148L1 147H0ZM111 153H112V155H111ZM179 153H180L181 156L179 155ZM215 157H216V155H215ZM215 157H214V155L212 156V163H213V161L214 162L216 161L217 157H216V159H215ZM108 158H110V159L107 160ZM113 158H114V161H113ZM181 158H183V159H181ZM147 159H150V158L148 157ZM68 160L71 161L72 158H68ZM110 161H111V163H110ZM173 161H175L174 165L172 164ZM101 163H104V164H101ZM189 163H190L191 166L188 165ZM16 164L17 163H15L14 165L10 164V168H9L8 163H0V230L3 228L4 219L7 217V215H13V214L23 215L22 219H25V218H29L30 219V216L33 217V211L36 210V207H37V210H39L37 212H40L41 208H42V206H38L39 204L38 205L36 204L37 201L34 198H32L30 195L27 196V199L24 200V201L22 199H19V198L10 199V198L6 197V195H5L6 194L5 193L6 192V187H5V184L3 183V179H4L3 172L6 170V168L7 169H11L13 167L12 168L13 171H16L15 173H18L19 171L16 170V168H18V167H16L18 164L17 165ZM233 164L236 165V162L234 161ZM207 166H209V167H207ZM186 167H187V169H186ZM176 168H177V170H175ZM104 169H108L107 172H105V174H104V171H105ZM133 169H134V171L136 170L138 172L137 173L135 171L136 174H138V175L135 174ZM252 169L253 170H251L250 179L251 178H255L256 175L258 174V172L254 168H252ZM173 170H175V171H173ZM111 171H113V172L111 173ZM180 171H181V173H180ZM172 172L176 173V174L174 173L175 176L173 175ZM178 172L180 173L181 177L178 175ZM133 173H134V175H133ZM211 174H212V176L215 175V178H214V181H213L212 185L210 187H207L206 183L211 181V178H210ZM171 175L174 176V177H172ZM134 176H136V177H134ZM168 177L171 178V179L172 178H176V180L179 181V182L181 180H183L181 182V184L183 183V185L178 183V185H172L173 188H171L172 186H170L168 188V186L166 184V181H167L166 179H169ZM6 179H7V181H10L9 177H7ZM86 184H87L88 187H90L92 185L91 183H86ZM89 184H91V185H89ZM23 185H25V184L23 183ZM28 185L25 186V188L27 187L28 190L30 191V188H32V187L30 185L29 186ZM115 185H116V187H115ZM122 185L123 186H126V185L129 186L132 191L130 189H127L129 187L126 186L125 189H126V191L129 194H126V193L124 194L125 189H124V187ZM136 186L138 187V189H137ZM176 186H178V187H176ZM113 187L115 188V190H114ZM133 187H135L137 190L135 188H133ZM236 187L239 190H237ZM120 188H122V189L120 190ZM107 189H109V190H107ZM117 189H119V190H117ZM15 191H19V190L15 189ZM237 191H238V193H237ZM174 193L178 194V195L176 194L178 198L174 195ZM231 193H233V194H231ZM28 194H30V193H28ZM236 194L239 197H237ZM172 195H173V197H172ZM121 196H122V198H121ZM127 197H128V199H127ZM232 197L235 198V199L231 200ZM137 198L139 200H141V201H139ZM263 198H264V195H263ZM125 199H126V201H125ZM133 199H134V201H133L134 204H132L133 202L132 203L130 202ZM237 199H239V200H237ZM119 200H120V202H119ZM127 200H129V201H127ZM230 200L234 204L238 201L237 202L238 203L237 206L234 205L235 206L234 207V209H235L234 211L235 212L231 210L232 208H231L230 204H232V202ZM235 200H236V202H235ZM107 201L109 203H107ZM33 202H35V203H33ZM75 203H77V205H75ZM110 203H111V206H110ZM141 203H143V204H141ZM262 203L264 204V199H263ZM73 204H74V206H77V207L81 206L82 208H84L82 206L84 204L81 201L74 202ZM99 204L102 205V206H100ZM131 204L133 206L137 205L136 206L137 208L136 207L134 208ZM181 204H182V207H180ZM188 204H190V205H188ZM243 204H244L245 208L243 207ZM108 205L111 207V209H110V207ZM241 205H242L243 208L241 207ZM29 206L30 207L32 206V208H34V210L32 208H30ZM104 206H106V207H104ZM114 206H116L117 209H114L115 208ZM141 206H142L143 209H141ZM214 206H216V208ZM39 207H41V208H39ZM44 207H46V206L45 205L43 206L42 211H43ZM182 208H183V210H182ZM253 208H254V210H253ZM67 209H68V212H70L71 208H69V206H67L66 212H67ZM89 209H90V211H88ZM105 209L107 210V213L105 212ZM195 209H196V211H195ZM247 209H249V210H247ZM132 210L136 214L134 212H132ZM26 211H28V212H26ZM112 211H113V213H112ZM115 211H116V213H115ZM128 211H130V213ZM137 211H138V213H137ZM131 212L134 213V214H132ZM233 212L236 213V214H234ZM88 213L90 215H92V216H89ZM258 213H260V215ZM100 214L102 216L101 218L99 217ZM141 214L143 215L144 218L142 217ZM97 215H98V217H97ZM123 215H125V216H123ZM42 216H44V214ZM128 216H129L130 219H128ZM147 216H149V217H147ZM48 217L45 216V218H46L45 221L50 222V225H51L52 222H51V220ZM93 217H96V218H93ZM112 217H113V219L115 218L116 220L115 219L113 220ZM118 217L121 219L120 223L122 225L120 223H118L121 226H118V224H116L117 226L115 225V223L120 221V219ZM123 218H125L126 221ZM142 218L144 220L146 218L145 221L148 220L147 221L148 223L144 221L145 223H144V226H142V230L141 229H137V228L141 227L138 222L143 220ZM153 218L157 220V221L155 220V222L157 224H158V222H160L161 224L165 223L166 224V228H168L170 230V233H172L173 235H168L167 236L166 231L167 232H169V231L166 230V229L163 230L164 227L158 229L157 226L154 225L153 221L151 222V220ZM47 219H49L50 221L47 220ZM95 219H97V220H95ZM236 219H239V220H236ZM233 220H234L235 224H237V227L235 226L236 228H232L230 226V223L233 222ZM216 221H219V222H216ZM220 221H221L222 224L220 223ZM226 221H228V222H226ZM149 222H151L152 227L150 226L151 224ZM173 222H174V224H172ZM175 222H176V224L178 222L179 225L178 224L177 225L180 227L181 230H176L177 227L176 228L174 227L175 226ZM236 222H240V223L238 224ZM132 223H133V225H131ZM146 224H148L149 226L146 225ZM170 224H172L173 226L170 225ZM80 225H81V227H80ZM238 225H240V227H238ZM130 226L133 227V228L131 227V229H133V230L135 229L133 232L130 229ZM99 227H100V229H99ZM81 228H82V230H81ZM121 228H124V229H122V231L124 230V232L120 231ZM154 228H155V230L157 228L158 231L157 230L155 231ZM171 228H172V230H171ZM106 229H107V233H106ZM152 229L154 230V232L150 231ZM147 230H148V233H150V232L151 233L147 234L146 233ZM229 230H230V232H229ZM142 231L145 232V233H143ZM231 231H233V232H231ZM247 231L248 232H250V231L253 232V233L251 232L252 234L250 235V237H249V234H248ZM141 234L142 235L145 234V235L141 236ZM156 234L157 235L159 234V235L157 236ZM260 235H261V237H260ZM90 236H91V239H90ZM133 236L136 237V238L138 237L137 239H139V240H137V239L133 240L132 239V238H134ZM153 236H155V237H153ZM159 237H161V238H159ZM128 239H129V242L127 241V243H126V240H128ZM176 240L179 241V242H177ZM226 241H229V240L226 238ZM31 243H32V241H31ZM111 247L113 248V246H111ZM215 247H216L217 252L219 254V258L221 257L220 258L221 260H222L223 256H224V259L231 258L232 252L236 251V253H239L238 255H240L241 253H243L241 255H244V251H245V248L242 249V247H240V246H237L238 248L236 247L237 249H235V251L234 250L231 251V249H225L224 246H220V245H215ZM173 249L170 250V251L172 252ZM226 250H227V252H230V253H227ZM137 253L138 252H129V251H127L126 255H124L125 257H123L122 259H126V260H129L127 258H131V259L134 258L135 259L136 258L135 255ZM179 253H181L182 255H180ZM225 253H227V254H225ZM173 256H175V258ZM225 256H226V258H225ZM27 261H28V264L31 263L29 258H27ZM228 261H229V259H228ZM170 262H169V264H170ZM34 263L36 264L35 261H32L31 264H34ZM225 263H227V262H225Z\"/></svg>",
  "mask_w": 264,
  "mask_h": 264
}]
</instances>
